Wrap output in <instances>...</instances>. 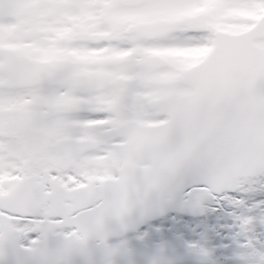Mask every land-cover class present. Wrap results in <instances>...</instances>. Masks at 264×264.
I'll list each match as a JSON object with an SVG mask.
<instances>
[{
    "label": "snow or ice",
    "instance_id": "1",
    "mask_svg": "<svg viewBox=\"0 0 264 264\" xmlns=\"http://www.w3.org/2000/svg\"><path fill=\"white\" fill-rule=\"evenodd\" d=\"M256 189L264 0H0V264L208 261L207 202L264 264Z\"/></svg>",
    "mask_w": 264,
    "mask_h": 264
},
{
    "label": "flooded vegetation",
    "instance_id": "2",
    "mask_svg": "<svg viewBox=\"0 0 264 264\" xmlns=\"http://www.w3.org/2000/svg\"><path fill=\"white\" fill-rule=\"evenodd\" d=\"M254 191H250L249 193H244L242 196L248 202H254L255 199L253 198ZM206 209L204 210L202 215L190 216V214H179L180 218L182 219L184 216H190V221L185 222L186 224H190L188 228L187 234L184 232L175 233V236L183 237L184 241H190L192 239L200 240L201 234H197L196 228L200 231L203 229L204 226L208 227L212 223L216 228H220L222 224L225 223L227 218L231 219V216L227 215V211L230 209L228 206H224V208H217V206L213 203L212 205H206ZM215 209V210H214ZM226 215V218L224 217ZM232 220V219H231ZM215 221V223H214ZM222 223V224H221ZM169 229L171 230V226L168 225ZM219 232V231H217ZM225 233V232H223ZM207 239L201 241L206 247L211 249V258L208 261H192L190 255H195L193 253L188 252L186 249L182 250L180 248H176L175 251H179L176 259L178 264H241V262H228L224 258V253L228 250H238V243L242 238L238 240H234V234H204ZM209 235H214L216 240H220L219 243H215V247L212 248V242L208 239ZM219 235H221L219 237ZM256 238L262 242H264V234H255ZM219 237V238H218ZM218 238V239H217ZM163 239L167 240V237H163ZM231 247V248H229Z\"/></svg>",
    "mask_w": 264,
    "mask_h": 264
},
{
    "label": "rangeland",
    "instance_id": "3",
    "mask_svg": "<svg viewBox=\"0 0 264 264\" xmlns=\"http://www.w3.org/2000/svg\"><path fill=\"white\" fill-rule=\"evenodd\" d=\"M247 193H249V192H247ZM254 193L256 194L253 197L255 199V201H264V189H256V190H254ZM243 194L244 193H241V195H243ZM224 217L226 218V215ZM231 219L227 218V220L225 221L224 224L221 223L222 226L220 228H216L214 225H212L213 223L208 227L204 226L203 229H201L200 231L196 228L197 234H201V233H203V234H208V233L209 234H234L236 232V228L234 226L233 220H231ZM214 223H215V221H214ZM189 225L190 224H186V227L189 228ZM163 230L164 231H171L168 226L164 227ZM253 230H254L255 234H264V225H261L259 222H256L254 224ZM217 231H219V232H217ZM223 232H225V233H223ZM220 236L221 235H219V237ZM208 239L211 240V242H212V248L215 247V243L220 242V240L218 241L214 238V235H209ZM229 248H231V247H229ZM237 252H238L237 249H236V251L228 250L227 252L224 253V258L228 262H240V260L237 256Z\"/></svg>",
    "mask_w": 264,
    "mask_h": 264
},
{
    "label": "water",
    "instance_id": "4",
    "mask_svg": "<svg viewBox=\"0 0 264 264\" xmlns=\"http://www.w3.org/2000/svg\"><path fill=\"white\" fill-rule=\"evenodd\" d=\"M211 204L212 202H207L206 204ZM206 208V207H205ZM204 212V211H203ZM203 212H201V213H199V215H201V214H203ZM187 214H189V213H187ZM177 252V254L179 253V251H176ZM191 256V259H196V260H201L198 256H196V255H190Z\"/></svg>",
    "mask_w": 264,
    "mask_h": 264
}]
</instances>
